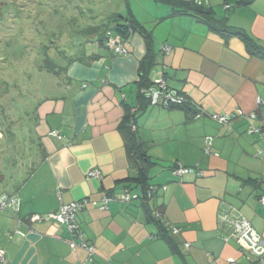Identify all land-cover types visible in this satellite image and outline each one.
Instances as JSON below:
<instances>
[{
  "label": "crops",
  "instance_id": "1",
  "mask_svg": "<svg viewBox=\"0 0 264 264\" xmlns=\"http://www.w3.org/2000/svg\"><path fill=\"white\" fill-rule=\"evenodd\" d=\"M128 3L130 17L152 38L151 86L142 89L140 83V62L148 52L138 33L123 41L125 56L99 46L84 58L69 57L57 74L39 67L55 77V93L35 104L40 152L33 178L0 197L19 203L0 212V250L5 252L0 264L255 262L231 237L224 218H246L264 241V131L247 132L250 124L260 127L264 121V59L231 33L242 31L264 47V0ZM197 7L221 21L220 29L200 21L193 11ZM161 78L172 93L187 99L185 106L151 105L150 94ZM239 112L256 114L257 120L250 123ZM212 115L230 118L229 126ZM128 116L142 144L138 155L123 127ZM53 131L61 139L50 136ZM176 164L198 166L202 176L176 177ZM94 171L99 175L90 177ZM151 186L157 193L148 200L145 191ZM126 188L135 200L101 208L104 196L118 198ZM85 198L96 204L80 212L77 221L85 242L96 248L92 263H86L84 249L70 246L65 226L46 219L62 204ZM35 215L42 220L32 222Z\"/></svg>",
  "mask_w": 264,
  "mask_h": 264
},
{
  "label": "rangeland",
  "instance_id": "2",
  "mask_svg": "<svg viewBox=\"0 0 264 264\" xmlns=\"http://www.w3.org/2000/svg\"><path fill=\"white\" fill-rule=\"evenodd\" d=\"M129 3L0 0V131L4 135L0 140V197L22 188L35 172L31 168L40 152L34 132L35 104L42 96L53 95L56 83L53 75L39 72V67H51L50 61L60 70L69 57L84 58L99 50L98 33L89 31L107 26L113 14L130 17Z\"/></svg>",
  "mask_w": 264,
  "mask_h": 264
},
{
  "label": "built area",
  "instance_id": "3",
  "mask_svg": "<svg viewBox=\"0 0 264 264\" xmlns=\"http://www.w3.org/2000/svg\"><path fill=\"white\" fill-rule=\"evenodd\" d=\"M230 8V6H226ZM109 39L106 42V46L112 50L115 56H125L128 54L127 48L123 45L122 41L119 38L113 37L108 34ZM163 51L168 53L170 51L169 47H164ZM157 89L152 91L149 97L150 103L153 106H163V107H181L185 106L187 99L179 94H174L169 90L167 79L161 78L156 83ZM258 104H263L259 101ZM242 116L244 115L246 119L250 121L257 120L256 114L246 115L242 112H239ZM196 119L201 117V114L198 113L194 116ZM211 118L222 126H229L230 118L220 115H212ZM132 130L135 129L134 125L131 126ZM264 131V121L262 126L257 127L253 124H250L248 127L249 134L262 133ZM50 136L57 137L61 139V136L57 131L50 133ZM4 138L3 133L0 131V140ZM206 154H210V147L205 149ZM172 174L176 177H184L189 174H195L196 176H202V172L199 167L194 168L184 167L180 164H176L172 168ZM99 173L97 171L91 172L90 177H97ZM157 193V188L151 186L145 191V199H151ZM137 198L130 189L126 188L124 193L118 198L113 197H103V205L101 208L103 210H108L109 204L114 201H119L121 203H130ZM264 204V199L261 200ZM19 206V203L14 200H1L0 201V212L7 210L11 206ZM89 204L95 205L96 203L91 201L88 198L82 199L80 201H75L70 204H62L56 212H51L47 215V220H53L66 227L67 231L71 235L69 240L70 246L75 249L80 247L87 252L86 263H92L97 256L96 248L93 245H90L85 242L82 234V230L77 221V216L80 212L87 209ZM157 218L160 219L161 215L157 214ZM42 220V217L39 215L32 216L31 221L36 222ZM224 221L231 229V237L235 239L237 244L243 249L250 252L254 256L255 262L252 264H264V241L262 236L253 228L250 221L244 217L230 218L225 217ZM175 233L179 232L178 229L174 230ZM21 233V232H19ZM23 234V233H21ZM189 244L187 245V247ZM0 262L5 263V252L0 250ZM109 264V263H108ZM229 264H240L235 259H229Z\"/></svg>",
  "mask_w": 264,
  "mask_h": 264
},
{
  "label": "trees",
  "instance_id": "4",
  "mask_svg": "<svg viewBox=\"0 0 264 264\" xmlns=\"http://www.w3.org/2000/svg\"><path fill=\"white\" fill-rule=\"evenodd\" d=\"M201 9L203 8L199 9L197 7L193 9V11L196 12L195 16L200 21L208 24L211 28L220 29L222 22L212 17L211 14L209 13L208 14L203 13L202 11H200ZM89 32L91 34L98 33V41H97L99 43L98 45L105 46L106 48H108L106 46V42L109 39L108 34H110L113 37L119 38L122 41V43L123 41H127L133 34L135 33L140 34L145 40V44L148 52L140 62V83L142 85V89L151 86L148 80V71L150 70L151 67H153L155 63L153 54L151 53L152 38L150 33L147 32L138 22H136L131 17H124L116 13L110 16L109 24L107 26L103 28L94 27L91 28ZM231 33L232 34L234 33L235 35H239L244 40V42L246 43L252 54L264 59V47L262 45H260L258 42H256L248 35L244 34L242 31L234 30L231 31ZM93 58H95V56L91 57V59ZM69 61L72 62L74 61V59L71 58ZM48 66L51 67L46 68V66H43V68L46 69L48 72H52L55 74L59 73V70H56V68L52 63H50V61L48 63ZM130 120H131L130 116H128L125 119L123 127L124 129H126V137L130 144V149L133 151L134 155H138L139 150L142 147V144H139L136 141L135 133L131 128ZM143 157L146 156L144 155ZM147 161H149L148 157H147ZM143 176L144 177L146 176L145 173L143 174Z\"/></svg>",
  "mask_w": 264,
  "mask_h": 264
},
{
  "label": "water",
  "instance_id": "5",
  "mask_svg": "<svg viewBox=\"0 0 264 264\" xmlns=\"http://www.w3.org/2000/svg\"><path fill=\"white\" fill-rule=\"evenodd\" d=\"M200 11H202L203 13H206V14H208L209 13V10L208 9H201Z\"/></svg>",
  "mask_w": 264,
  "mask_h": 264
}]
</instances>
